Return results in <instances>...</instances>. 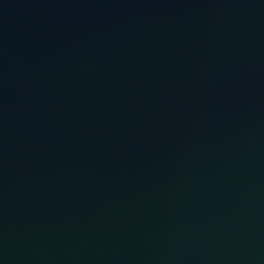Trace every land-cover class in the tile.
Here are the masks:
<instances>
[{
  "label": "water",
  "instance_id": "obj_1",
  "mask_svg": "<svg viewBox=\"0 0 264 264\" xmlns=\"http://www.w3.org/2000/svg\"><path fill=\"white\" fill-rule=\"evenodd\" d=\"M0 264H264V0H0Z\"/></svg>",
  "mask_w": 264,
  "mask_h": 264
}]
</instances>
